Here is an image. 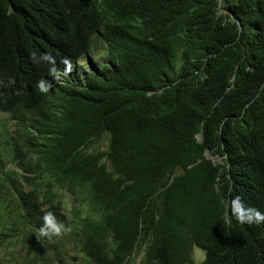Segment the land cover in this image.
<instances>
[{
    "label": "trees",
    "instance_id": "obj_1",
    "mask_svg": "<svg viewBox=\"0 0 264 264\" xmlns=\"http://www.w3.org/2000/svg\"><path fill=\"white\" fill-rule=\"evenodd\" d=\"M236 195L264 212V0H0V264H264Z\"/></svg>",
    "mask_w": 264,
    "mask_h": 264
},
{
    "label": "clouds",
    "instance_id": "obj_2",
    "mask_svg": "<svg viewBox=\"0 0 264 264\" xmlns=\"http://www.w3.org/2000/svg\"><path fill=\"white\" fill-rule=\"evenodd\" d=\"M95 40V38H94ZM95 49L94 45L91 46L90 52L80 59L76 61V63L71 66V61L65 60V73H70L75 68H78L80 71L79 74H82V72L88 73L90 71V64L85 65V70L81 71L80 62L84 58H88L91 55V51ZM90 54V55H89ZM95 54V53H94ZM89 55V56H88ZM43 59L48 60L53 63L52 71L55 72L54 67V61L50 56L47 54L44 55ZM85 73V75H86ZM50 85H46L44 82H40L38 84V88L42 93H47L49 90ZM225 208L230 211L231 216L234 217L238 222L241 224L247 223V224H261L264 223V212L260 211L259 209L249 206L241 197L240 195H236L231 199L230 202L225 203ZM43 223L39 228V233L41 236H49V235H61L62 233L69 231V228L66 224L59 221L57 217L54 215L53 212L47 211L44 213L42 217Z\"/></svg>",
    "mask_w": 264,
    "mask_h": 264
},
{
    "label": "rangeland",
    "instance_id": "obj_3",
    "mask_svg": "<svg viewBox=\"0 0 264 264\" xmlns=\"http://www.w3.org/2000/svg\"><path fill=\"white\" fill-rule=\"evenodd\" d=\"M94 47H95V46H94ZM99 49H100L99 46H96L95 49L93 48V50L91 51L90 58H84V59L82 60V62H80L81 71L85 70V65H86V64H88V63H89V64H90V63L95 64V63L97 62V60H98L97 57L99 56V54H98V52H97L96 50H99ZM94 53H95V54H94ZM206 156L209 157V154L206 153ZM66 204L69 206V205H70V202H67ZM63 211H64L66 214H68V212H69V208H65V206H64ZM72 253H73V252H72ZM203 254H204V253H203L202 250L197 249V251H195L194 257L196 258L197 261H200V260L203 258ZM73 255H75V256L77 257L76 262H78L79 256L76 255L75 253H73Z\"/></svg>",
    "mask_w": 264,
    "mask_h": 264
},
{
    "label": "water",
    "instance_id": "obj_4",
    "mask_svg": "<svg viewBox=\"0 0 264 264\" xmlns=\"http://www.w3.org/2000/svg\"><path fill=\"white\" fill-rule=\"evenodd\" d=\"M221 11H223V10H221ZM197 137L199 138V135H197Z\"/></svg>",
    "mask_w": 264,
    "mask_h": 264
}]
</instances>
